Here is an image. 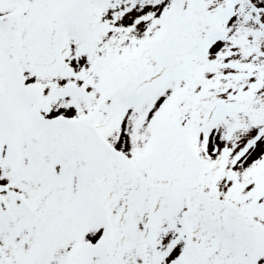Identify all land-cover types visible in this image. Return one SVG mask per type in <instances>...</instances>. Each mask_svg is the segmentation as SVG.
I'll return each mask as SVG.
<instances>
[{
  "label": "snow or ice",
  "instance_id": "6c2138e0",
  "mask_svg": "<svg viewBox=\"0 0 264 264\" xmlns=\"http://www.w3.org/2000/svg\"><path fill=\"white\" fill-rule=\"evenodd\" d=\"M0 264H264V0H0Z\"/></svg>",
  "mask_w": 264,
  "mask_h": 264
}]
</instances>
